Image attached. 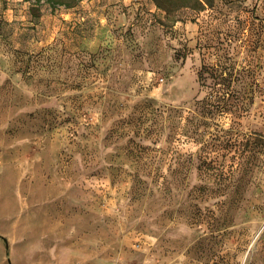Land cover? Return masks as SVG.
I'll list each match as a JSON object with an SVG mask.
<instances>
[{
	"label": "rangeland",
	"instance_id": "374dc122",
	"mask_svg": "<svg viewBox=\"0 0 264 264\" xmlns=\"http://www.w3.org/2000/svg\"><path fill=\"white\" fill-rule=\"evenodd\" d=\"M0 264H264V0H0Z\"/></svg>",
	"mask_w": 264,
	"mask_h": 264
},
{
	"label": "trees",
	"instance_id": "16d2710c",
	"mask_svg": "<svg viewBox=\"0 0 264 264\" xmlns=\"http://www.w3.org/2000/svg\"><path fill=\"white\" fill-rule=\"evenodd\" d=\"M80 1V0H78ZM157 8L163 10L167 13V15H172L178 12L181 9L192 8L195 10H199L204 8L206 5L212 6L214 4V0H152ZM62 3H65L63 1ZM71 7V4L69 6Z\"/></svg>",
	"mask_w": 264,
	"mask_h": 264
}]
</instances>
